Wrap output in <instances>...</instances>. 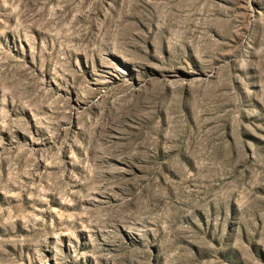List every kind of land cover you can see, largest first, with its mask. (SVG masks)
I'll list each match as a JSON object with an SVG mask.
<instances>
[{
    "label": "rangeland",
    "instance_id": "rangeland-1",
    "mask_svg": "<svg viewBox=\"0 0 264 264\" xmlns=\"http://www.w3.org/2000/svg\"><path fill=\"white\" fill-rule=\"evenodd\" d=\"M0 264H264V0H0Z\"/></svg>",
    "mask_w": 264,
    "mask_h": 264
}]
</instances>
